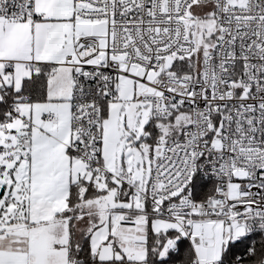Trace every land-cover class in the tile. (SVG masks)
I'll use <instances>...</instances> for the list:
<instances>
[{"label": "snow or ice", "instance_id": "obj_1", "mask_svg": "<svg viewBox=\"0 0 264 264\" xmlns=\"http://www.w3.org/2000/svg\"><path fill=\"white\" fill-rule=\"evenodd\" d=\"M0 264H264V0H0Z\"/></svg>", "mask_w": 264, "mask_h": 264}]
</instances>
